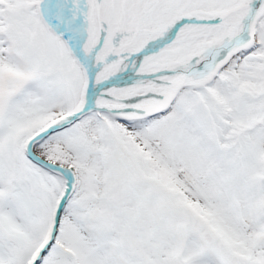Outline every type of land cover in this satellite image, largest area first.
Instances as JSON below:
<instances>
[{
  "label": "snow or ice",
  "instance_id": "6c2138e0",
  "mask_svg": "<svg viewBox=\"0 0 264 264\" xmlns=\"http://www.w3.org/2000/svg\"><path fill=\"white\" fill-rule=\"evenodd\" d=\"M0 264H264V0H0Z\"/></svg>",
  "mask_w": 264,
  "mask_h": 264
}]
</instances>
